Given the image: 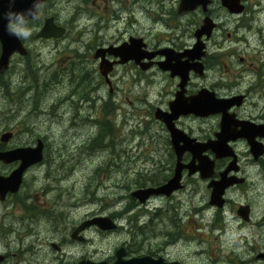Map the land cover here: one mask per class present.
<instances>
[{
  "label": "flooded vegetation",
  "instance_id": "flooded-vegetation-1",
  "mask_svg": "<svg viewBox=\"0 0 264 264\" xmlns=\"http://www.w3.org/2000/svg\"><path fill=\"white\" fill-rule=\"evenodd\" d=\"M104 1L107 2L106 6L99 4L102 12H97L100 20L110 15L111 1L120 3V9L129 10L130 23L122 35L113 40L102 37L98 40L99 35H96V40L93 39L87 45L94 51L87 56V53L83 54L81 63L84 66L81 67L80 77L90 86L80 96V103L84 100L93 109L101 101L103 114L100 119L98 116H85L84 121L100 127L114 126L116 121L113 116L117 117V111L121 107L114 96L120 91L115 80L120 73L124 78L132 71H137L146 80L148 102L154 112L160 108L171 114V103L180 90L181 78L162 70L160 62L166 60L164 51L171 49L182 52L195 49L198 44L203 43L204 47L194 53L191 61L195 68L190 72L184 97H193L195 103L204 102L205 107L191 114H182L174 118L173 122L193 140L197 153L204 144L211 145V148L202 151L201 156H209L215 161L213 173L209 178H203L199 170L190 174L188 168H183L181 189L170 196L154 195L144 206L151 211L153 217L160 213L174 220L180 217L183 204H189L193 208L191 213H199L200 204L209 199L202 208L212 213L209 223L216 240L220 238L219 234L226 237L231 233L235 234L236 230L241 231L239 236L245 240L257 239L256 243H249L247 249L256 253V259L264 260V63L260 64L262 58L249 53L255 52L256 47L264 51V0H206V4H199L184 12H180L182 0H103L102 3ZM232 2L233 8L228 6ZM120 9L119 5L115 7L114 17L122 21L124 17L119 14ZM91 15L94 16L93 13ZM205 20H210V28L202 34L200 29ZM64 27L67 34L68 28ZM88 31L94 33L95 29ZM132 40L138 44L134 49L135 53L144 55L143 58L139 62L135 59L122 62L120 56L106 52V59L113 63L107 79L100 68L101 58L95 57L96 51L110 46L120 47ZM88 61H93L92 68ZM73 67L69 70L75 74ZM159 75L166 76L172 83L169 92L160 91V98L155 100L153 94L157 93ZM103 87H108V97L101 93ZM160 122L164 127L167 147V159L161 163L162 167H169L166 169L168 173L159 181L153 180L149 175V185L143 188L167 183L179 163V154L172 143L171 133L165 122ZM223 123L228 126L225 133H222ZM11 131L14 133L12 139L16 138L18 130ZM227 136L231 138L227 141L225 150H229L232 155L218 157L219 145ZM180 144L184 145V142ZM15 148L18 147L10 146V142L0 143V152ZM45 154L46 144L43 160L26 170L19 190L8 191L5 195L0 191V264H115L118 261L146 257L149 258L148 264H208L202 260L206 257L207 250L192 244V241L198 240L196 232L189 233L188 230L181 229L178 219L174 221V230L165 232L167 240L153 245L150 237L153 234L151 220L142 223L138 222L140 215L129 216L130 228L127 230L131 240L118 243L110 252L98 247L97 242L94 244L93 235L101 238L125 231L126 227L120 223L122 217L112 213L109 217L114 221L115 227L104 230L96 224H87L96 217L104 216L100 213L72 217L71 208L76 206H68L67 211L57 212L59 201H37L28 198V193L24 195L26 174L46 164ZM234 158L235 165L228 172V177L234 184L224 190L220 207L211 203L213 187L210 185L222 180V173L230 167ZM193 159L194 153L185 150L180 163L187 165ZM20 163L21 161L7 163L0 160V177L10 176ZM199 164V158H195L194 166ZM190 191L197 194V204ZM157 199L162 204L155 205L153 209L150 204ZM136 202L138 203L137 200ZM240 210L245 214L242 215ZM172 211L174 217L169 213ZM185 214L189 215V212ZM195 225L194 222V227ZM182 234L187 235L194 246L183 248L184 252L177 249ZM139 236H142L141 240ZM229 236L228 240L232 238ZM224 249H228L227 246L218 248L223 252L220 256L226 252ZM226 253H235V249L227 250ZM229 255L222 260L223 264H231ZM235 264L245 262L239 258Z\"/></svg>",
  "mask_w": 264,
  "mask_h": 264
},
{
  "label": "rangeland",
  "instance_id": "rangeland-1",
  "mask_svg": "<svg viewBox=\"0 0 264 264\" xmlns=\"http://www.w3.org/2000/svg\"><path fill=\"white\" fill-rule=\"evenodd\" d=\"M102 1L48 0L43 5L41 19L36 22L33 34L42 26L41 22L51 15L68 28V33L58 40H26L29 55H14L8 72L0 75V143L4 132L17 129L18 135L9 141L10 146H35L38 139L46 144V164L28 171L24 195L28 193V198L37 201H59L57 212L67 211L68 206H76L71 208L72 217H85L92 213L108 216L113 213L114 216L122 217L120 223L126 227L125 231L101 238L93 235L94 244L97 242L98 247L106 252H110L118 243L131 240L127 230L130 228L128 217L140 215L138 222L151 220L153 234L150 237L153 245L167 240L165 232L174 230V221L178 219L181 229L189 233L196 232L198 240L192 241V244L207 250L203 263L223 264L222 260L229 255L227 250L235 249V253L228 258L232 260L231 264H235L239 258L247 261L245 264H264L263 259H256L253 250L247 249L248 244L256 243L257 239L245 240L239 236L241 231L236 230L235 234L228 235L231 239L219 234L220 238L216 240L209 223L212 213L202 208L209 199L200 204L199 213H191L193 208L183 204L180 217L171 220L160 213L153 217L151 211L144 204L137 203L132 196L137 188L149 185V175L159 181L169 169L167 165L162 167L161 163L167 159L164 127L156 119L152 105L148 102L146 80L137 71L130 72L124 78L120 73L115 80L120 91L114 96L121 107L117 117L113 116L116 123L110 125L113 134L105 138V142L112 141L111 145L91 147L101 127L84 121V117L91 115V118L98 116L100 119L103 114L102 102L98 101L93 109L84 100L80 103V96L90 86L80 77L81 67L84 66L81 63L82 56L94 51L90 48L89 52L87 47L89 42L96 40L94 36L113 40L122 35L130 23L129 10L120 9V3L111 1L110 15L100 20L97 12L101 13L102 9L99 4L103 7L107 4ZM118 5L119 14L124 17L122 21L114 17ZM90 29H95L94 33H90ZM254 51L249 53L262 58L260 64L264 63L263 49L256 47ZM92 62L88 61L90 68L94 65ZM71 66H74L75 74L70 72ZM46 82L50 85L42 92ZM171 83L166 76L159 75L157 93L153 94L155 100L160 98V91L169 92ZM101 93L108 97V87H103ZM190 194L197 204V194L191 191ZM161 204V200L157 199L150 206L155 209V205ZM187 212L189 215L185 214ZM169 213L174 217L173 211ZM186 236L182 234L177 244V249L182 252L183 248L194 247ZM141 239L142 236H139ZM224 246L228 249H224L226 252L220 256L223 252L218 248Z\"/></svg>",
  "mask_w": 264,
  "mask_h": 264
},
{
  "label": "water",
  "instance_id": "water-1",
  "mask_svg": "<svg viewBox=\"0 0 264 264\" xmlns=\"http://www.w3.org/2000/svg\"><path fill=\"white\" fill-rule=\"evenodd\" d=\"M46 0H44L45 2ZM33 0H16V10H23L31 7ZM206 0H182L180 5V12H184L189 9L195 8L199 4H206ZM233 8L234 3L228 5ZM8 0H0V43H1V54H0V73L4 74L9 70L10 62L14 54L18 53L22 56L28 55V50L24 44V41L17 39L15 36L10 35L6 30V21L2 19V14L7 10ZM236 11L240 9H234ZM210 20H205L200 31L203 34L206 30L210 28ZM208 32V31H207ZM66 28L57 24L55 17L51 16L46 18L42 28L35 34L36 39H50V38H61L65 35ZM130 41V43L123 44L120 47L110 46L109 48H100L96 51L95 57L101 58L100 68L103 74L109 79L108 74L112 70L113 63L106 59V52L114 56H120L122 62H126L130 59H135L137 62L143 58L144 55L139 56L135 53L134 49L138 47V44ZM204 47V44H198L195 49L184 50L182 52H176L171 49H166L164 54L166 55V60L160 62L161 68L164 71H169L171 76H179L181 78L180 90L177 92L176 99L171 103V114L163 111L162 109H157L155 112V117L159 120L165 122L167 127L171 132L172 143L179 154V163L175 169L173 177L165 184L158 187H148L139 188L132 192V195L137 198L141 203H145L152 195H167L170 196L173 192L181 189L182 184V172L183 168H188L189 173L193 174L197 170L201 172L203 178H209L214 170L215 161L209 158V156H201L202 151L207 148H211L210 144H204L199 149V153L195 150V145L193 140L188 137V135L178 129L174 122V118H178L180 115L191 114L197 112L198 110H203L205 107L204 102L195 103L193 97L185 98V86L190 78V72L195 68L194 64L191 62L194 59V53L199 51ZM187 57L186 59H184ZM228 130L227 123H223L222 133ZM14 133L12 131L4 132L1 135L2 142H9L13 137ZM231 137L227 136L219 145L218 157L230 156L232 153L229 150H225L227 146V141ZM234 138V137H233ZM184 142V145L180 143ZM185 150H190L194 153V159L187 165L180 163L181 156ZM44 158V142L40 139L36 146L28 147H18L8 151L0 152V160L7 163L21 161L20 166L17 167L10 176L0 177V191L5 195L8 191L19 190L26 170L41 162ZM195 158H199L200 164L194 166ZM235 165V158L231 162L230 167L222 173V180L213 183L210 186L213 187L211 203L216 204L221 207L223 202L224 190L230 185L234 184L228 177V172ZM240 213L244 215L245 213L240 210ZM87 224H96L104 230L112 229L115 227L114 221L109 216L96 217ZM149 258H141L130 261H118L115 264H148ZM152 264H159L158 262H153ZM175 264V263H174Z\"/></svg>",
  "mask_w": 264,
  "mask_h": 264
},
{
  "label": "clouds",
  "instance_id": "clouds-1",
  "mask_svg": "<svg viewBox=\"0 0 264 264\" xmlns=\"http://www.w3.org/2000/svg\"><path fill=\"white\" fill-rule=\"evenodd\" d=\"M43 3L44 0H33L31 7L16 10V0H8L7 10L2 14L7 32L21 41L29 40L41 19Z\"/></svg>",
  "mask_w": 264,
  "mask_h": 264
},
{
  "label": "trees",
  "instance_id": "trees-1",
  "mask_svg": "<svg viewBox=\"0 0 264 264\" xmlns=\"http://www.w3.org/2000/svg\"><path fill=\"white\" fill-rule=\"evenodd\" d=\"M32 38V37H31ZM1 84V83H0ZM50 84L48 82H46L43 86L45 87L44 89H42V92H45V89H48V86ZM28 92V91H27ZM113 134V128L111 126H102L100 128V132L98 134V136L93 140L92 142V147L94 148L95 146H101V147H109L111 145V140L109 142H105V138L108 135H112Z\"/></svg>",
  "mask_w": 264,
  "mask_h": 264
},
{
  "label": "bare ground",
  "instance_id": "bare-ground-1",
  "mask_svg": "<svg viewBox=\"0 0 264 264\" xmlns=\"http://www.w3.org/2000/svg\"><path fill=\"white\" fill-rule=\"evenodd\" d=\"M153 180H155L154 178H152ZM200 209V208H199ZM209 209V208H208ZM205 210V209H204ZM207 211V210H206ZM262 227V226H261ZM203 251V250H202ZM200 253V252H199ZM249 260V259H248ZM245 262H247V261H245Z\"/></svg>",
  "mask_w": 264,
  "mask_h": 264
}]
</instances>
